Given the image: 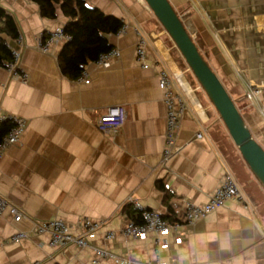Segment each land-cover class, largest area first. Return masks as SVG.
I'll return each mask as SVG.
<instances>
[{
	"label": "crops",
	"instance_id": "crops-1",
	"mask_svg": "<svg viewBox=\"0 0 264 264\" xmlns=\"http://www.w3.org/2000/svg\"><path fill=\"white\" fill-rule=\"evenodd\" d=\"M170 2L264 148V0ZM86 3L130 25L125 34H106L120 57L109 68L88 64L89 84L62 72L58 56L65 42L52 44L48 52L39 49L41 33L68 22L60 6L49 19L33 1L0 0L19 23L23 43L13 44L22 51L20 65L28 76L23 84L0 67V108L27 121L20 143L0 158V195L24 215L15 222L8 212L0 214V264H91L96 246L153 264H264V188L232 139L224 138L218 111L182 54L175 53L173 40L144 0ZM135 26L157 33L147 47L148 68L135 61ZM162 68L178 81L186 103L179 150L166 166L161 164L167 126ZM251 88L260 89L253 103L245 98ZM113 105H123L127 119L117 134H105L96 127L97 117ZM202 119L210 123L199 138ZM228 171L248 204L227 201L184 225L180 242L172 232L169 247L159 252L153 233L133 240L121 232L130 220L124 207L132 199L182 220L184 200L207 202ZM55 217L74 232H80L84 218L107 223L85 248L53 247L48 234L13 241L17 232ZM109 231L115 232L113 239L106 238ZM98 264L116 263L101 258Z\"/></svg>",
	"mask_w": 264,
	"mask_h": 264
},
{
	"label": "built area",
	"instance_id": "built-area-1",
	"mask_svg": "<svg viewBox=\"0 0 264 264\" xmlns=\"http://www.w3.org/2000/svg\"><path fill=\"white\" fill-rule=\"evenodd\" d=\"M130 25L123 21L119 34H125ZM134 31L137 35V42L135 47V61L143 68H148L150 65L147 58L148 44L156 39V31L143 32L138 26H135ZM152 33V34H151ZM155 33V34H153ZM71 37L65 33L64 27L60 26L54 30L41 33L39 35V49L42 52H48L49 48L54 43L67 42ZM13 41L22 45L23 37L21 33L14 40H8L7 46L12 51V60L7 66V70L11 77L19 79L23 84L28 82L27 74L22 70L20 62L22 58V51L15 47ZM176 46V45H175ZM120 50L113 47L110 51L101 54L96 60L88 64H94L100 68H109L113 61L120 57ZM87 64V65H88ZM87 65L84 66L81 75L78 78L79 82L84 84L90 83V75ZM159 87L164 92V101L167 106V126L165 131L164 148L161 155V164L166 166L169 160L179 150L177 144V137L181 125V118L186 107L184 97L179 92V84L175 77L165 68L159 71ZM260 93V89L251 88L245 93V98L253 103ZM211 106L216 110L211 102ZM218 120L224 124L219 113ZM127 119V110L123 105L109 106L107 110L97 117L96 127L99 131L105 134L115 135L123 127ZM3 122H10L11 127L8 133L0 141V158L13 145L20 143L21 138L27 128V121L21 116L13 113L5 112L0 108V124ZM203 130L197 134V137L202 138L203 133L210 121L202 119ZM235 200L240 203L248 204L249 200L243 193L238 180L231 171L225 175L223 182L214 191L210 199L205 203H195L192 200H184V214L182 220L170 222L162 216V213L156 209L149 208L142 204L138 199H132L130 203L140 212L142 219L141 223H136L134 220H129L121 229V232L129 236L133 240L146 239L151 233L154 234V244L156 251L169 247L167 236L172 232L177 234V241L183 239L181 229L184 225L194 224L198 220L205 218L208 214L216 209L223 207L227 201ZM8 212L11 214L15 222L23 219V212L15 205L7 201L0 195V214ZM106 220H92L84 218L79 221L80 232H74L71 225L63 219L51 218L42 220L35 224L32 231H20L13 236V241H20L31 235L48 234L50 236V245L56 248H63L69 245H75L80 248L90 246L88 238L98 232L105 224ZM116 236L114 231H109L106 235L107 239H113ZM94 257L91 264H98L101 258H112L116 264H153L150 261L139 260L133 257H123L114 254L108 249L101 247H91Z\"/></svg>",
	"mask_w": 264,
	"mask_h": 264
},
{
	"label": "trees",
	"instance_id": "trees-1",
	"mask_svg": "<svg viewBox=\"0 0 264 264\" xmlns=\"http://www.w3.org/2000/svg\"><path fill=\"white\" fill-rule=\"evenodd\" d=\"M30 1L39 5L43 17L54 19L57 16L58 6H60L63 14L68 17L64 31L71 39L65 42L59 53L58 61L62 72L71 79H78L85 65L113 48L106 34L117 33L123 25L120 18L106 14L97 7L87 5L86 0ZM20 33V26L15 15L0 4V67L7 68L12 60V51L6 42L16 39ZM193 40L201 52L197 39ZM174 51L179 54L178 48H175ZM181 58L185 62L184 58ZM233 100L237 105V100ZM216 122H219V125L222 124L225 132L224 138L230 140L226 126L218 119ZM10 127V122L0 124V141L8 133ZM159 186L164 188L161 183ZM124 212L136 223L142 222L140 212L131 203L124 207ZM162 216L170 222L176 221L171 214H162Z\"/></svg>",
	"mask_w": 264,
	"mask_h": 264
},
{
	"label": "water",
	"instance_id": "water-1",
	"mask_svg": "<svg viewBox=\"0 0 264 264\" xmlns=\"http://www.w3.org/2000/svg\"><path fill=\"white\" fill-rule=\"evenodd\" d=\"M175 43L187 65L215 106L228 134L264 188V148L254 137L227 88L201 54L170 0H144Z\"/></svg>",
	"mask_w": 264,
	"mask_h": 264
},
{
	"label": "rangeland",
	"instance_id": "rangeland-1",
	"mask_svg": "<svg viewBox=\"0 0 264 264\" xmlns=\"http://www.w3.org/2000/svg\"><path fill=\"white\" fill-rule=\"evenodd\" d=\"M180 52V51H179Z\"/></svg>",
	"mask_w": 264,
	"mask_h": 264
}]
</instances>
